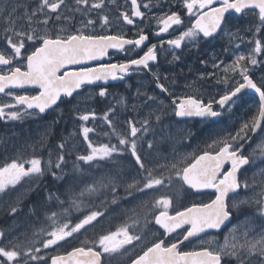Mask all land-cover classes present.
<instances>
[{
	"label": "snow or ice",
	"instance_id": "obj_1",
	"mask_svg": "<svg viewBox=\"0 0 264 264\" xmlns=\"http://www.w3.org/2000/svg\"><path fill=\"white\" fill-rule=\"evenodd\" d=\"M184 6L190 17L195 16L191 27L183 31L174 39H169L166 43L173 49H180L186 39H194L200 33L204 38L213 37L214 33L222 29L226 24V13L234 11L243 13L245 10H253L258 15L261 26H264V0H183ZM219 3V7L214 5ZM76 11L90 12L94 9L104 7L103 0L89 5V0H76ZM80 5H85L80 9ZM144 4V8H148ZM65 0H39L37 7L27 14L29 25L37 15L42 14L47 24L51 14L55 18H62L61 9L66 8ZM145 13L141 11V4L138 0H130V10L121 13L124 23L134 25V18H141ZM159 25V31L155 34L162 36L173 26L182 24L178 13L172 12L170 15L164 14L156 18ZM103 24L108 25V16L102 17ZM0 21L5 23L2 37L3 46H0V93L12 97L14 103L3 104L0 106V118L10 120H21L26 115L33 114L29 110H35L38 113H45L52 109L61 100V97L72 98L78 89L85 85H92L97 81L107 82L108 80H122L131 71L150 70V62L157 60V44L147 47V51L136 59H131L124 63L100 64L98 67H82L79 70L61 73L69 65H81L90 61L102 59L108 55L109 49L124 51L125 46L130 48H140L145 45L149 39L144 34L143 29L138 30V38L126 39L123 34H88L82 30H77L76 34H59L52 36L47 33L36 31L35 29H17L15 21L6 8L0 7ZM87 25H93L95 21L87 20ZM264 31V28H257V32ZM39 41V46L35 47L30 54L26 56L22 50L26 51L28 42ZM253 53L259 54L264 51V44L261 39H255ZM165 41H160V47H163ZM248 59L252 64H256L255 56L250 54L248 57L241 54L230 65H225L223 71L238 73L243 82L239 83L234 89L226 91L218 100L205 103L202 99L187 96L174 102V115L177 117H200L203 119H215L220 117L224 111H230V105L235 103L234 97L245 87L255 89L259 93L260 108L257 116L251 121L245 122L235 134L229 133L228 136L221 139H213L211 143L206 144L205 149L199 153L188 154L183 158L176 160L171 165L153 164L148 156L143 154L138 147L140 137L138 133L146 132L149 127V121L143 122L142 128H137L134 121H128L129 129L126 132L117 131L113 125L112 119L105 116L112 134L117 143H102L94 145L89 140V133L93 130L89 127H82V134L88 142L90 152L87 155H80L77 160L89 165L99 164L101 161H112L116 156H122L124 153H130L133 158L134 166L139 177L132 178L133 182L127 184V189H131L129 196L133 193L142 196H149L151 193L163 192L168 188L173 179L180 181L190 190L200 191L203 189H214L215 199L211 203L192 204L183 210L173 208V201L166 195H160L154 198V208L151 220L145 217V223H153L159 235L147 243L143 234H133L131 229L138 225L135 221L133 225L125 224L116 231L102 234L97 240L93 241L92 247H77L66 255L51 256L50 264H112V260L117 256H123L129 250L126 246L136 247L138 244L145 245L142 254L131 259V264H224L226 257L235 258L238 264H246L244 257L258 256L259 264H264V228L261 229L259 237L248 239V229L243 233V242L235 235L234 228L230 233L231 239L225 238V243L220 245L214 242V238L209 235V239L204 241L202 234H210L212 231H219L226 222H230L232 213L242 203L247 200H230V194H237L240 190H247L248 183L240 179L241 169L250 164V158L244 155L243 149L245 143L251 141V134L258 131L264 133V90L257 87L247 74L246 65L242 61ZM220 64H223L221 61ZM220 64H213L214 68H219ZM22 66L25 70H22ZM159 79V77H157ZM38 89V94H15L8 89H22L26 87ZM157 87L161 91H167L163 84ZM99 96L104 97L106 89L101 88ZM151 99V98H150ZM216 103L220 111L213 108ZM22 106L23 110H17ZM9 109V111H6ZM79 120L88 122L90 118H95V113H86L79 115ZM159 121L160 117L156 116ZM60 149L64 145L61 144ZM258 147L264 152V141ZM148 148H152L151 142ZM25 164L29 165L28 167ZM228 164L230 167L225 168ZM64 165V156L60 155L54 167L57 170L62 169ZM53 165L51 160L46 166H42L40 158H32L24 162H18L13 159L11 163H5L0 166V194H6L14 189L21 181L25 179L32 180L39 187V179L46 171L50 172L55 179H63L62 175H57L51 171ZM75 167V166H74ZM167 168L169 175L165 177L160 169ZM82 174V170H81ZM119 173L108 174L105 178L92 184L86 185L79 193H73L71 187L66 192L68 195V206L64 207L65 201L60 200L59 196L49 194L48 199H55L62 211L52 213L51 231H47V238L40 241L43 249H49L58 246L60 242H67L66 238L73 237L80 233L86 226H94L98 218L105 215L104 211L88 210L83 218L77 217L78 222L74 226L69 223H59V217L70 215L73 211L81 212L85 207L84 197L99 196L105 189L111 188L112 203H117L116 191ZM34 190V189H30ZM258 213L264 217V201H257ZM144 206V205H142ZM171 210V213H170ZM18 208L11 207V213H16ZM162 230V231H161ZM190 238H201L202 243L208 247H202L199 250L184 251L181 248ZM41 252L40 247L33 246L28 252L18 246L12 240L4 243V233L0 232V264H48V259L37 255Z\"/></svg>",
	"mask_w": 264,
	"mask_h": 264
},
{
	"label": "flooded vegetation",
	"instance_id": "obj_2",
	"mask_svg": "<svg viewBox=\"0 0 264 264\" xmlns=\"http://www.w3.org/2000/svg\"><path fill=\"white\" fill-rule=\"evenodd\" d=\"M36 2H39V0H0V7L6 8L9 12L11 4H17L21 8V5L26 6V3H29L33 5L30 8L32 11L37 7L38 3ZM93 2H97V0H89V5ZM103 3L104 7L102 9L84 12L76 11V0H65L67 7L61 9L62 18L60 20L55 18V14H51L47 24H44L45 17L40 14L35 17L34 25L49 27L52 31L50 34L52 36H55V30L66 31L67 34H76L77 30H82L88 34H123L126 39L138 38V30L143 29L144 34L149 37L144 46L140 48L127 46L124 51L110 52L102 61L88 67H98L100 64L109 63L119 64L139 58L147 51V47L152 44H157V64L150 63V70L131 71L119 83H109L108 86H83L72 98H61L55 110L69 109L81 97L84 98L91 91H100L101 88L106 89V92L116 93L118 96L121 94L130 96L134 101V103L133 101L130 103L128 108L130 117L136 115L143 120L142 123L148 120L149 124L161 121L177 123L183 127L182 131L186 138L185 145L199 144V148L196 150L185 151L184 156L199 153L213 139H221L228 136L229 133L235 134L245 122H249L254 116H257L260 108V99L247 88L238 93L237 97H234L235 103L230 105V111H224L218 118L203 119L193 116L181 119L174 115V102L178 104L181 99L187 96L202 99L205 103L213 102L218 100L221 95H224L226 91H230L238 86L239 83H242L243 79L238 73L229 72L225 74L223 71L225 65L232 64L236 56L241 54L246 57L250 54L255 56L256 64H252L248 59L242 61L241 64L246 65L247 74L253 83L264 90V51L259 54L253 53L255 45L252 42L255 39H261L262 44H264V31L257 32L258 27L264 28V26L260 25L258 15L253 10H245L243 13L230 11V13L226 14V24L217 33H214L213 37L204 38L202 33H200L194 39H186L180 49H173L166 41L179 36L180 33L191 27L195 20V16L190 17L188 15L183 0H138V3L141 4V11L145 13V16L143 19L134 18V25H127L121 17L122 12L130 10V0H103ZM144 4H148V8H144ZM214 6L219 7L220 5L217 3ZM85 7V5L79 6L80 9ZM172 12L180 15L182 24L174 26L162 36H157L155 33L159 31V25L156 18L164 14L170 15ZM105 15L109 18L108 25L103 24L102 17ZM89 19L95 21V23L87 25L86 22ZM66 25L68 29L65 28ZM4 26H6L5 23L0 21V46H3ZM161 40L165 41L162 48L160 47ZM24 52L25 50H22L23 54ZM221 61L223 64H220ZM214 63L220 64V67L214 68ZM0 68L3 67L0 66ZM80 68L82 67L66 70L75 71ZM22 70H25L23 66ZM158 84H163L167 91H161L157 87ZM11 92L21 95H36L38 94V89L26 92ZM5 97L7 96L2 95L0 99ZM142 97L143 99H141ZM84 100L83 103H85ZM213 108L220 111L216 103H213ZM156 116L160 117L159 121L156 120ZM2 120H5V118H2ZM249 135L251 136V141L245 143L243 152L244 155L250 158V164L242 168L240 172V179L247 181L248 188L247 190H240L237 194H230V200L240 201L246 199L247 203L240 204L233 211L230 222H227L223 229L212 231L210 234H202L204 241L208 240L209 235H211L215 243L223 245L226 237L231 239L230 233L235 228V235L240 238V242H243V233L246 230L254 227V231H249L248 234V239H253L258 238L261 229L264 228V217L259 215V206L257 204V201H264V152L258 147L264 141V133L258 131L256 134L249 133ZM162 137V135L156 136L157 139ZM156 149L142 150L140 148L141 152L147 155L152 162L148 166L152 167L153 164L167 165L168 160L161 152L164 151V148L159 149L157 144ZM115 166L119 176L137 172L133 158L127 152L122 156H116ZM228 167L230 165L226 164L225 168ZM160 171L165 177L170 174L166 167L161 168ZM120 181L117 182V185ZM129 183L132 182L128 180L127 184ZM175 186L178 187L181 196L179 205L173 207L176 210H183L194 203H211L215 199V191L213 190L196 192L188 189L180 181L173 179L172 184L168 188ZM168 188L161 194L168 196L173 201L174 196L167 190ZM130 191L132 190H125V192ZM123 192L124 190H117L118 205L120 206L126 200ZM132 195L135 194L133 193ZM148 219L151 220V217H148ZM135 221H138V225L131 231L133 234H143L146 243L159 235L156 231L158 226L154 227L151 222L146 224L145 217L140 214L118 215V228L125 224L131 226ZM208 246V244L202 243L201 238H191L190 241H186L181 245V248L184 251H192ZM73 247L61 255L72 251ZM144 247L145 245L143 244H138L136 247L126 246L129 250L125 255L118 256V264H131V259L142 254ZM244 260L246 264H259L258 256H245ZM48 261L50 264V259ZM224 264H238V261L235 258L226 257Z\"/></svg>",
	"mask_w": 264,
	"mask_h": 264
},
{
	"label": "rangeland",
	"instance_id": "obj_3",
	"mask_svg": "<svg viewBox=\"0 0 264 264\" xmlns=\"http://www.w3.org/2000/svg\"><path fill=\"white\" fill-rule=\"evenodd\" d=\"M31 6L33 5L26 3V6L21 5L20 8V6L17 4H11L9 13L12 16V19L15 21L16 28L18 30L21 28L27 30L35 29L36 31L47 33L50 35L52 31L49 27L34 25L35 17L33 18L31 25H29L27 14L31 12ZM65 28L68 29V26L66 25ZM54 34L66 35L67 32L55 30ZM38 43L39 41L28 42L26 44V51L24 52V55L26 56V54H29L30 51H33L35 47L38 46ZM98 93L99 91L97 90L89 92V94H86L87 96H85L84 98L81 97L79 101H77L75 105L70 107L69 109L65 108L55 110L50 113V118H48V116L41 117L36 112H32L33 114L24 116V118L21 120H10L5 118L4 122H6L7 124L11 123L12 126L14 125V129L17 128L16 124H20L23 129L18 132L16 139H14L13 141L11 140L8 144L9 148L13 147L11 149L13 150L12 153L17 150H20L21 152L27 151L28 153L32 152L34 155H36V158H40L42 160V166H46L47 162L51 160L53 165L51 171H55L58 176H63V179H55L50 172L46 171L45 174L40 177L39 182L43 179L44 182L47 178H51L56 186L59 185L66 179L68 168H77L78 160H76L75 158L80 155H87L90 152V149L88 148L89 141L84 139L82 134V127L86 126L93 130L89 133V140L94 145L109 142L112 144L117 143L115 136L112 134V129L109 127L108 122L105 119L106 115L112 119L113 125L117 131L126 132L129 129L128 121H134L137 128H142L143 120L138 117L136 118V115L130 117L128 108L130 107V103L133 101L130 96H126L124 94L118 96V94L116 93L106 92L107 94L104 97H101ZM83 100L85 101V103H83ZM6 103H14V100L10 96L0 99V106ZM17 110L23 109L22 107L18 106ZM6 111H9V109H6ZM72 111L74 112V114L72 113ZM86 113H95V118H90L88 122L80 121L78 118L79 115ZM182 129L183 127L177 123H168L165 121L149 124L146 132L138 133V136L140 137L138 141V147L142 150H151L152 148L156 149V145L158 144L159 149L164 148V151L161 152L162 155H164V157H166L168 160L167 165H171L176 160L183 158L185 151H194L199 148L198 143H194L189 146L185 145L186 138L184 137ZM159 135H162L163 137L157 139L156 136ZM149 142H151L152 144L151 149L148 148ZM61 144L64 145L63 149H60L59 147ZM60 155L64 156V165L62 169L57 170L55 169L54 165ZM109 162L111 164H115L116 157L114 160ZM28 166L29 165H26V167ZM91 169H96V165L91 167L85 166V171L82 170V174L81 172L78 174L82 175L83 180L90 181L92 179ZM140 175H142V173L138 172L120 175L118 181H121L118 184V190H127L126 185L128 183V180H130V182H133L132 178L139 177ZM31 181L32 180L25 179L21 181V183L16 187L25 186L29 182L31 183ZM167 190L170 191L174 196L173 207L179 205L181 196L178 187H171ZM50 193L54 196H58L56 192L50 190L45 193L46 202L50 206L53 205L52 207L56 206V213H60L62 209L60 208L57 201L55 199H48ZM161 193L162 192L151 193L149 194V196H142L134 193L135 195L129 196V192H123L124 199L126 198V200L123 201L124 203L121 206L118 205L117 194V203H112L113 197L111 199L105 198L97 206L103 207V204L109 202L111 207H113L111 211L106 212L103 217L98 218V222H94V226H86V230L82 229L80 233L74 234L73 237L66 238L67 242L62 241L58 246H53L49 249H43L42 244L40 243V241L47 238V231H51V227L49 226L51 224V220L49 219V217L52 214L48 209L43 210L41 211V213H39L36 208H30L29 211L25 213V216L29 221H27V224L23 227L21 226V229L17 233H8V231H3L1 229L0 232L4 233L5 244L8 243V240H12L13 242L17 243L18 246H20L23 250H25L30 245L32 247H40L41 252L37 253V255H40L41 257L47 259L51 256L63 254L76 243L88 242L93 246V241L97 240L100 235L117 230L118 215L140 214L144 217H151L150 214L153 211H156V209L154 208V198H159V196L162 195ZM59 198L60 200H62L60 196ZM65 206L66 201L64 207ZM45 218L47 219L46 221L44 220ZM62 218L63 216L59 217V223H64L63 221H61ZM43 221L46 223H44ZM76 222H78V220ZM66 223H69L70 226H74L75 222L68 221ZM37 235H39L40 237H36ZM28 236L33 237L32 244L28 241H25V238ZM28 264H33V262L29 261ZM112 264H118V256L112 260Z\"/></svg>",
	"mask_w": 264,
	"mask_h": 264
},
{
	"label": "trees",
	"instance_id": "obj_4",
	"mask_svg": "<svg viewBox=\"0 0 264 264\" xmlns=\"http://www.w3.org/2000/svg\"><path fill=\"white\" fill-rule=\"evenodd\" d=\"M72 113L74 114L73 111ZM48 118H50V116H48ZM13 126L11 123L7 124L6 122H4V120L0 119V166H3L5 163H11L13 159H16L18 162H24V161L30 160V158L36 157V155H34L32 152L28 153L27 151L21 152L20 150H17L14 153H12L13 150L11 149L13 147L9 148L8 144L11 140L13 141L14 139H16L17 134L20 130H23L20 124H16L17 126L16 129H14ZM75 159L77 160V158ZM26 165L27 164H25V166ZM94 165H96V169H91L92 179L90 181L83 180L82 175L78 174L81 172V170L85 171V166H89V165L84 164L83 162L77 161V168L75 169L68 168L67 169L68 174H67L66 179L57 186L55 185L54 181L51 178H47L45 182H43L44 179L40 182L38 181L39 187H36L37 182L31 181V183L29 182L25 186L15 187L14 189L8 191L6 194H1L0 196V229L3 231H8V233H17L21 229V226L23 227L24 225L27 224L26 222L29 221L27 217L25 216V213H27L30 208H36L39 213H41V211L45 209H48L49 212L52 211L51 214L56 213L55 208L57 207L56 206L52 207L49 204H46L47 202L43 200L44 198L46 199L45 193H47L50 190H53L54 192H56L61 197L62 200L66 201L65 208H67L69 197L68 195H66V192L69 189V187L72 188L73 193L75 192L79 193L81 189L85 187V185H89L94 182L100 181L101 179L105 178L110 173L113 175L118 173L116 172L115 164H111L109 161H101L99 162V164H94ZM107 165H109L110 167ZM30 189H34V190H30ZM124 193L126 192L124 191ZM116 194H117V191H116ZM105 198L107 199L112 198V191L110 188L105 189L103 193L99 196H95V197L93 196L91 198L87 196L84 197L85 207L82 209L83 211L81 212L73 211L70 214V216L62 215L63 218L61 221H63L64 223L68 221L76 222L77 217L83 218V215L87 214L89 209L90 210H100V211H104L105 213L108 211H111L113 207H111L109 202L103 204V207L97 206ZM13 206L17 207L19 210L16 212V214L11 213V207ZM22 211H24V214ZM11 220L13 222H11ZM1 225H2V228H1ZM36 237H40V236L37 235ZM25 241H28L32 244L33 237L28 236L25 238ZM76 247H92V245H90V243L88 242H80V243H76L73 248H76ZM32 248L33 247L30 245L23 251L28 252Z\"/></svg>",
	"mask_w": 264,
	"mask_h": 264
},
{
	"label": "water",
	"instance_id": "obj_5",
	"mask_svg": "<svg viewBox=\"0 0 264 264\" xmlns=\"http://www.w3.org/2000/svg\"><path fill=\"white\" fill-rule=\"evenodd\" d=\"M231 11V10H230ZM227 14V13H226ZM225 14V15H226ZM175 26V25H174ZM173 26V27H174ZM170 30V29H169ZM146 43V42H145ZM125 47H127V46H125ZM116 51H121V50H117V49H109V52L108 53H110V52H116ZM105 57V56H104ZM103 57V58H104ZM103 58L102 59H99V60H96V61H90V62H87V63H85V64H81V65H69V66H67L66 67V69H72V68H79V67H88V66H92V65H94V64H96V63H98L99 61H102L103 60ZM150 63H153V64H157V60L156 61H153V62H150ZM1 67H3V66H1ZM66 69H62L61 70V72L62 71H64V70H66ZM131 75V74H130ZM123 80V79H122ZM122 80H115V81H113V80H108L107 82H104V81H97L96 83H94V84H92V85H85V86H108L109 85V83H116V82H121ZM258 87V86H257ZM247 87H245L244 89H246ZM36 88H34V87H26V88H22V89H8V90H6V91H14V92H22V91H30V90H35ZM247 89H249L250 90V92L251 93H254V94H256L258 97H259V93H257L256 91H255V89H251V88H247ZM81 89H78L77 90V92L76 93H78L79 91H80ZM243 90V89H242ZM241 90V91H242ZM76 93H74V95L76 94ZM2 95H4V94H2V93H0V96H2ZM73 95V96H74ZM61 98H63V97H61ZM59 102L60 101H58L57 102V105L59 104ZM57 105H55V106H53V108L52 109H49V110H47L45 113H42V114H40L42 117H44V116H47L50 112H52V111H54L55 109H56V107H57ZM29 111H31V112H37V111H35V110H29ZM38 113V112H37ZM179 118H181V119H183L184 117H179ZM207 190H213V191H215L214 189H203V190H200V191H196V192H204V191H207ZM226 224H227V222H226ZM225 226H222V228L221 229H223ZM191 239V238H190ZM71 252V251H70ZM64 255H66V254H64Z\"/></svg>",
	"mask_w": 264,
	"mask_h": 264
},
{
	"label": "bare ground",
	"instance_id": "obj_6",
	"mask_svg": "<svg viewBox=\"0 0 264 264\" xmlns=\"http://www.w3.org/2000/svg\"><path fill=\"white\" fill-rule=\"evenodd\" d=\"M36 3H38V2H36ZM33 4H34V3H33ZM175 70H176V69H175ZM165 72H166V71H165ZM169 73H170V72H169ZM22 92H26V91H22ZM135 95H136V94H135ZM135 95H134V96H135ZM144 95H145V94H144ZM139 97H141V96L139 95ZM146 98H147V97H146ZM141 99H143V97H142ZM144 99H145V98H144ZM135 100H136V99H135ZM136 102H137V101H136ZM133 103H134V101H133ZM141 103H142V102H141ZM143 105H144V104H143ZM143 107H144V106H143ZM136 109H137V108H136ZM143 111H144V110H143ZM136 117H137V116H136ZM6 133H7V132H6ZM66 145H67V144H66ZM125 163H126V162H125ZM125 163H124V164H125ZM81 164H82V163H81ZM130 164H131V163H130ZM130 164H129V165H130ZM127 165H128V163H127ZM127 165H126V166H127ZM107 166H109V165H107ZM107 166H106V168H107ZM132 166H133V165H132ZM103 167H104V166H103ZM103 167H102V168H103ZM109 167H110V166H109ZM109 167H108V168H109ZM129 168H130V167H129ZM129 168H128V169H129ZM134 168H135V167H134ZM66 169H67V168H66ZM125 169H126V168H125ZM105 170H107V169H105ZM117 170H118V169H117ZM130 170H131V169H130ZM106 172H107V171H106ZM116 172H118V171H116ZM131 172H133V171L131 170ZM135 172H136V171H135ZM113 173H114V172H113ZM110 174H111V173H110ZM41 181H42V180H41ZM44 182H45V181H44ZM34 185H35V184H34ZM31 186H33V185H31ZM85 186H86V185H85ZM38 189H39V188H38ZM108 189H109V188H108ZM110 189H111V188H110ZM29 191H30V190H29ZM37 191H38V190H37ZM27 192H28V191H27ZM75 193H76V192H75ZM24 196H25V195H24ZM27 196H28V194H27ZM40 196H41V195H40ZM58 196H59V195H58ZM94 197H95V196H94ZM23 199H24V198H23ZM42 199H43V198H42ZM43 200L46 201L45 198H44ZM23 201H24V200H23ZM48 203H49V202H48ZM51 203H52V202H51ZM46 204H47V203H46ZM23 206H24V205H23ZM52 206H53V205H52ZM29 207H30V206H29ZM22 208H23V207H22ZM22 208H21V209H22ZM43 209H44V208H43ZM45 210H46V209H45ZM18 211H19V210H18ZM82 211H83V210H82ZM22 212H23V214H24V211H22ZM25 212H26V211H25ZM51 212H52V211H51ZM51 212H50V213H51ZM55 212H56V211H55ZM4 213H5V211H4ZM46 213H47V211H46ZM15 214H16V213H15ZM23 214H22V215H23ZM44 214H45V213H44ZM13 216H14V215H13ZM15 216H16V215H15ZM45 216H46V215H45ZM47 216H48V215H47ZM67 216H70V215H67ZM29 217H30V216H29ZM39 217H40V216H39ZM48 217H49V216H48ZM50 217H51V216H50ZM12 218H13V217H12ZM14 218H15V217H14ZM19 218H20V217H19ZM32 218H33V217H32ZM40 218H41V217H40ZM46 218H47V217H46ZM46 218L44 219L45 221L47 220ZM16 219H17V218H16ZM35 219H36V218H35ZM60 219H61V218H60ZM5 220H6V219H5ZM14 220H15V219H14ZM33 220H34V219H33ZM39 220H40V219H39ZM11 222H13V221L11 220ZM16 222H17V221H16ZM19 222H20V221H19ZM43 222H44V221H43ZM44 223H46V222H44ZM13 224H14V223H13ZM7 227H8V226H7ZM1 228H2V225H1ZM6 229H8V228H6Z\"/></svg>",
	"mask_w": 264,
	"mask_h": 264
}]
</instances>
